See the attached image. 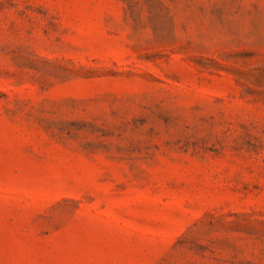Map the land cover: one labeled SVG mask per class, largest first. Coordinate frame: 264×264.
<instances>
[{
    "label": "rangeland",
    "instance_id": "374dc122",
    "mask_svg": "<svg viewBox=\"0 0 264 264\" xmlns=\"http://www.w3.org/2000/svg\"><path fill=\"white\" fill-rule=\"evenodd\" d=\"M0 264H264V0H0Z\"/></svg>",
    "mask_w": 264,
    "mask_h": 264
}]
</instances>
